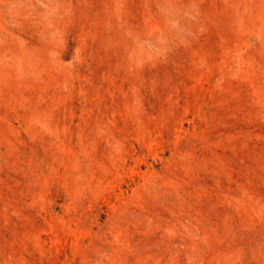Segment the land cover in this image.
<instances>
[{
	"label": "rangeland",
	"instance_id": "rangeland-1",
	"mask_svg": "<svg viewBox=\"0 0 264 264\" xmlns=\"http://www.w3.org/2000/svg\"><path fill=\"white\" fill-rule=\"evenodd\" d=\"M0 264H264V0H0Z\"/></svg>",
	"mask_w": 264,
	"mask_h": 264
}]
</instances>
